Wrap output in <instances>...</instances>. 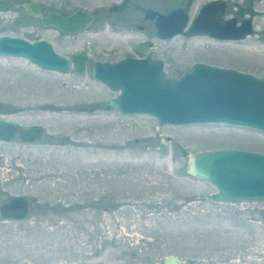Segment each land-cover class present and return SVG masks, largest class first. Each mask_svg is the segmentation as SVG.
<instances>
[{"label": "rangeland", "instance_id": "obj_1", "mask_svg": "<svg viewBox=\"0 0 264 264\" xmlns=\"http://www.w3.org/2000/svg\"><path fill=\"white\" fill-rule=\"evenodd\" d=\"M68 13L96 12L123 0H35ZM130 26L105 22L66 36L18 10H0V34L47 39L56 51L88 55L82 72L39 69L24 58L0 56V117L37 124L54 142L0 141V193L29 201L28 214L0 217V264H162L177 255L187 264H264V201L227 204L215 189L187 175L186 157L211 148L264 152V133L231 125H161L149 115L104 108L114 97L89 70L94 61L133 55L145 38L148 55L169 77L191 64L229 66L264 78V0H236L252 17L243 41L217 42L173 35L155 24L136 28L143 9L167 12L173 0H126ZM176 7V6H175ZM100 14V13H99Z\"/></svg>", "mask_w": 264, "mask_h": 264}, {"label": "water", "instance_id": "obj_2", "mask_svg": "<svg viewBox=\"0 0 264 264\" xmlns=\"http://www.w3.org/2000/svg\"><path fill=\"white\" fill-rule=\"evenodd\" d=\"M212 2L204 4L200 13L190 23L180 0H174L171 11L158 13L146 9L145 17L155 15L157 37L170 39L173 35H206L217 40H243L253 31L251 19H244L241 25L235 19L220 25L211 15ZM25 9L26 15L37 17L44 27H53L66 36L78 34L96 22L92 12L79 7L64 15L49 10L41 13L40 3L34 1L14 2L0 0V10ZM217 17V15H216ZM206 19L200 24L202 19ZM218 20V17H217ZM222 22V20H221ZM214 24V25H213ZM264 39V36H263ZM142 54L145 49L140 51ZM0 56L24 58L39 69L68 74L72 69L82 72L88 55L76 51L69 56L56 51L47 39H26L23 36L0 34ZM163 63L146 57L124 55L112 62H94L89 70L96 82L116 91L114 97L105 101L104 108L116 110L121 115H149L161 125H231L264 133V78L241 71L238 68L223 67L208 62L191 64L181 75L169 77ZM42 126H21L16 120L0 117V141H11L16 135L23 145L41 143ZM48 144L54 138H45ZM184 170L194 179L204 180L215 190L208 196L215 202L242 204L264 201V152L243 148L199 150L186 157ZM0 193V217L3 219L23 218L28 214L29 201L20 195L9 197ZM162 264H187L177 255L165 256Z\"/></svg>", "mask_w": 264, "mask_h": 264}, {"label": "flooded vegetation", "instance_id": "obj_3", "mask_svg": "<svg viewBox=\"0 0 264 264\" xmlns=\"http://www.w3.org/2000/svg\"><path fill=\"white\" fill-rule=\"evenodd\" d=\"M28 1H30V0H14V2H16V3L28 2ZM31 1L37 2L35 0H31ZM212 1H213L212 4H214V5L211 8V15L214 17V19L216 21L219 22L220 25H223V23L225 24L226 21H229L233 18L235 19V24H238V25H241L242 21H244V19H246V18L251 19L253 21L252 17L249 16L248 13L243 11L244 10L243 4L238 3V1H236V0H180V4L178 5V8L183 9L185 11L186 16H188V22L186 24H188V23H190L192 17H194V16L197 17V15L200 13L201 8L204 4L206 5ZM126 2H127L126 0H123V2H121L120 4H115L114 2H112V3H110V5H108L104 9L102 8L101 11L99 12L100 14L98 12H96L95 10H93L92 8L88 9V8L83 7L81 5H79L76 8L81 7L85 11L92 12L94 17L96 18V22H92L91 26L105 22L104 25H108L109 27H111V26L112 27L113 26L114 27H121V26L126 27V26H130L132 23V20L128 18L129 13L126 14L125 16L122 14L124 12V9L122 6L124 4H126ZM37 3H40V1H38ZM173 3H174V0H173ZM174 7L175 6L173 4L171 9L168 10L167 12L171 11L172 8H174ZM40 8H41V10H40L41 13L46 14V12H48L49 10L52 9V5L49 6V9L44 10L42 3H40ZM76 8H71L68 13L63 12V14L64 15L70 14V11L71 10L73 11ZM18 9H21L22 10L21 12L23 14H25V12H24L25 9L22 6H18V8L15 10H18ZM52 10H55V9H52ZM55 11L59 12L60 10L59 11L55 10ZM145 11H146V9H143V15H141V19H139L140 24H138L136 26V28L139 29L140 31H142V30L144 31L145 29L147 30L148 26H152V23L155 24V20H156L155 15L152 18H146L145 17ZM60 12H62V11H60ZM162 12H165V11H162ZM167 12H165V13H167ZM216 15L218 17V20H217ZM26 16H28V15H26ZM29 16H31V15H29ZM32 18L37 19L38 23H40L39 18H37V17H32ZM221 20H222V22H221ZM252 29H253V24H252ZM260 33H261L260 34L261 41L264 42V39H263L264 29L261 30ZM194 36H196V35H194ZM204 36H206V35H204ZM204 36L197 35V37H204ZM190 38H192V37H190ZM207 38H209L213 41L217 40V38H210L208 36H207ZM243 40H240V41H243ZM224 41L225 42L227 41V43H229V42L235 43L238 40H234V41H228L227 39L217 40V42H224ZM150 46H151L150 43L145 38H143L142 40L137 42V44L134 46V49H136V52H133L134 53L133 55H136V57H143L145 55L146 57L151 58L150 55H148L149 50H150ZM142 49H145V52H143V54L140 52ZM133 55H130V56H133ZM103 61H105V60H103ZM157 61H159V60H157ZM94 62H96V61H94ZM106 62H111V61H106ZM45 138H46V136L43 137V139H45ZM6 199H7L6 200V202H7L9 200V197L6 196Z\"/></svg>", "mask_w": 264, "mask_h": 264}, {"label": "bare ground", "instance_id": "obj_4", "mask_svg": "<svg viewBox=\"0 0 264 264\" xmlns=\"http://www.w3.org/2000/svg\"><path fill=\"white\" fill-rule=\"evenodd\" d=\"M205 20H206V19L203 18V19L200 21V24L203 23V21H205Z\"/></svg>", "mask_w": 264, "mask_h": 264}]
</instances>
